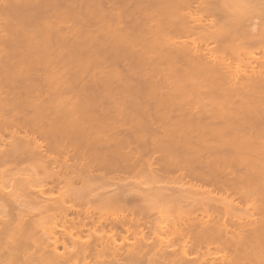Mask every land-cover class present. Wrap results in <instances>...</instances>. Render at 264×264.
<instances>
[{"label": "bare ground", "instance_id": "6f19581e", "mask_svg": "<svg viewBox=\"0 0 264 264\" xmlns=\"http://www.w3.org/2000/svg\"><path fill=\"white\" fill-rule=\"evenodd\" d=\"M17 1L0 0V264H264V0H109L110 35L120 14L129 32L101 58H136L149 69L139 90L158 96L128 98L127 114L103 111L118 91L83 87L86 67H54L61 56L44 51L97 6L84 0L81 16L74 0ZM22 10L35 26L13 21ZM74 37L76 59L99 38ZM8 181L31 200L4 193Z\"/></svg>", "mask_w": 264, "mask_h": 264}, {"label": "rangeland", "instance_id": "374dc122", "mask_svg": "<svg viewBox=\"0 0 264 264\" xmlns=\"http://www.w3.org/2000/svg\"><path fill=\"white\" fill-rule=\"evenodd\" d=\"M59 1L60 2H69L70 0H59ZM74 1L75 2H74L73 5L75 6L74 10H75L76 14L82 16L84 14V12H85L87 4L85 6V1L84 0H77V1L74 0ZM89 1H91L93 6L96 5L98 10H97V13L93 17H91L89 19L88 23L86 25L77 26L76 18H71L70 17L67 21L59 24V26L61 28H63V30H64V34L61 37V42H59V43L50 42L49 46L44 48L45 52L47 50H53L54 52H52V54H57V55L59 54L61 56V58L57 62H53L52 65L54 67L55 66L56 67L57 66L60 67V65H63V64L65 66L68 65V64L69 65L72 64V65H74V67H77V68L86 67L88 73H86L80 79V82H81L83 87L87 86V84H95L97 86V88H98V92L99 93L101 92L102 94L106 95L107 98H108V96L110 97L112 94H117L116 91H118L119 93L117 94L116 98L113 99L114 101H112L111 103H108L107 106L103 109V111H111V112L114 113L115 108L117 106H119V105L122 106V108L124 110L123 114H127L129 112H133V111L137 110L138 108H137L136 105H134V104L131 105V106L127 105V103H126L127 101L126 100L128 98H130V99H132L134 101H138V103L140 102L142 104H148L150 106L155 104L156 100L158 99L157 94L152 93L150 90H147V91L139 90V89L145 88V85L147 84L146 82H147L148 77H147V75L144 74V72L147 73L149 71V69L142 70L140 68L141 63L138 62L136 58L128 57V55H126L125 58H114L113 56H111L110 58H106V59H102L101 58L102 57V52H100L101 51V46H105L104 52L106 53L105 55L108 56L109 54H111V48L113 47V43L115 42L114 39L116 37H113V36L117 35V38H118V36H123V35H125L126 33L129 32V30H127L124 27H122V23L125 25V22L127 20L130 21L128 15H126V14H122L121 15L120 14L117 17V22H119V25H118L119 28L117 30H115L113 36H111L110 35L111 33L109 31L110 28H108L107 23L101 19V16L103 14L109 15V14L117 13L115 6H118V5H114V7H112L111 3H109V0H89ZM17 2H18L17 5L24 4L23 0H18ZM134 3H135L134 0H130L129 1V5L134 4ZM99 4H100V6H99ZM101 4H104V6L101 5ZM28 6H29V8H31V7L33 8V4H29ZM55 6L58 7L57 4ZM69 8H70L69 5H67V4H62L61 5V3H60V9H57V10L51 12V15H53L55 17L57 15H54V12H57V13L62 12V11L65 12ZM25 15H26V12H23V10L19 11L15 16L12 15L13 21L16 22V21L19 20V21H21L20 23H23V26L27 25V24L29 26H35L36 21L33 24H29L28 21L26 20V17L29 16V14H27V16H25ZM54 17L49 18V19H50V21H52L53 23L56 24V21H54V20L58 19V17H55V19H54ZM49 19H47V20L49 21ZM98 19L101 20L102 22H97ZM52 24H50V25H52ZM82 29H87L89 31H92V32L96 33L99 36V38L97 37V39L94 40L90 44V46H86V47L81 48V50H80V52H79V54L77 56L78 57L82 56V57H80L79 59H76V57H75L76 54H73L72 52L70 53V49H71V46H72L71 42L73 41V39H75L74 32L82 30ZM48 36H49L50 39H54L55 38L54 35L51 34V33H49ZM120 48H121L120 52H123L122 46ZM24 49H25V46L21 48V50H24ZM91 65H93V66H91ZM100 72H108L109 73V79L108 80H110L112 82L113 81L115 82L114 84H109V86H110L109 89H106V90L102 89V82L106 80L105 78L107 76L102 77L103 79L100 78ZM114 73H116V74L118 73V74L121 75V77L118 76L120 78L119 79L120 81L117 80V78L115 77ZM159 77H161V76H159ZM116 82H118V84H116ZM123 84H124V87H125V84H126L129 87L132 86L133 88L138 89V92H132L133 94H126L127 91L124 92V90H122V88H124ZM79 85H80V83H79ZM76 92H77V90H74L73 92L69 93L68 94V100H65V101L62 102L68 108H70V106L72 105L71 104L72 101H73L72 94L76 93ZM76 103L82 104L83 102L79 101V102H76ZM102 108L103 107H100L101 111H102ZM181 108H182V106H181ZM172 113L175 116L179 115V114L182 113V109L174 108L172 110ZM123 114H122V116H119V118H120L119 120H120V124H121L119 126V128H121V129L123 128V129L128 130V126L126 125V123H123V119H122L123 118ZM58 117H59L60 121H62L64 119L67 120L69 118H72L73 115L61 110L58 113L57 118ZM74 117L80 119L82 121V123L85 126H87L88 122L86 121L87 118L85 117V115H83L81 113H78V114L74 113ZM3 178H1V180ZM5 178H7V177H5ZM61 183H60V186H61ZM78 183H80V182H77V184L75 182L76 186L78 185ZM10 184L11 183H9V181L7 182V184L5 183V185H7L8 187H5V185H4V187L8 188V189L6 191V189L3 188V190H5L4 193L5 192L7 193L9 191V189L12 187V186L9 187ZM22 184L20 183V186ZM50 184H51V182H49L48 185H50ZM17 185L15 183V187ZM52 186L54 188V185H52ZM15 187L13 185V188H14L13 191L17 192V188H19V187L17 186L16 189H15ZM22 187H24V185H22ZM26 187L27 186L25 185L24 188H26ZM13 188H11V189H13ZM19 189L20 190H18V192L19 191L22 192L24 190V189L21 190V187ZM26 190H27V188L23 192L25 193ZM54 190H58V189H53L52 191H54ZM23 192H22V194H24ZM54 192H56V191H54ZM54 192H52V193H54ZM45 193H48V192H45ZM19 195H21L20 192H19ZM26 195L27 196H25V197H24V195H21V196L24 197V200H25V198L27 199V197H28V194H26ZM45 195H48V194H45ZM14 196L17 197V199H19L17 194L14 195ZM33 196L34 195H32L31 198H33ZM14 198L12 197V199H14ZM28 198H30V197H28ZM22 200H23V198L20 201H22ZM29 200H31V199H29ZM29 200L27 199L25 201L29 202ZM25 201H23V202H25ZM0 205H1V203H0ZM28 205L29 204H27L26 207H28ZM32 205H34L33 202H32ZM35 206H33V208ZM22 207H23V205H22ZM28 208H30L28 210L32 211L31 207H28ZM30 211H28V212H30ZM154 213L151 212V214H150L151 216L150 217H153V218L156 217L157 213H155V214ZM69 215H71V214H69ZM71 217H72V215H71ZM68 246H70V245H68ZM59 249H60V246H59L58 250ZM61 249H62V247H61ZM61 249H60V251H62ZM6 258H7V255L5 257H3L2 259H6Z\"/></svg>", "mask_w": 264, "mask_h": 264}]
</instances>
